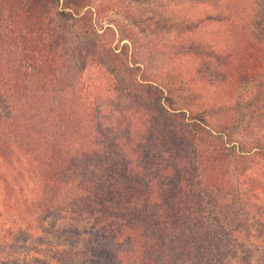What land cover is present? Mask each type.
Segmentation results:
<instances>
[{
    "label": "trees",
    "instance_id": "1",
    "mask_svg": "<svg viewBox=\"0 0 264 264\" xmlns=\"http://www.w3.org/2000/svg\"><path fill=\"white\" fill-rule=\"evenodd\" d=\"M0 264H264V0H0Z\"/></svg>",
    "mask_w": 264,
    "mask_h": 264
},
{
    "label": "rangeland",
    "instance_id": "2",
    "mask_svg": "<svg viewBox=\"0 0 264 264\" xmlns=\"http://www.w3.org/2000/svg\"><path fill=\"white\" fill-rule=\"evenodd\" d=\"M135 7V6H134ZM137 7V6H136ZM135 7V8H136ZM149 7L150 6H147L146 5V8L147 9H149ZM108 18H111V19H114L115 20V22L120 26V27H122V30H123V32H124V34L126 35H128L129 36V34H132V32H133V34H134V36H137V34H136V31H135V29L134 28H132L131 27V25L128 23V22H126L123 18H122V13H121V15H117V16H115V15H110V17H108ZM139 37H142V36H140V35H138ZM153 53H155L154 54V60H153V62H152V66H153V72L154 73H160L161 71H162V65H161V63H163L159 58H158V56H157V53H161V52H153ZM189 60V59H188ZM188 65H189V63H188ZM193 66H197V64H191V66L189 67V68H191V67H193ZM187 68V67H186Z\"/></svg>",
    "mask_w": 264,
    "mask_h": 264
}]
</instances>
